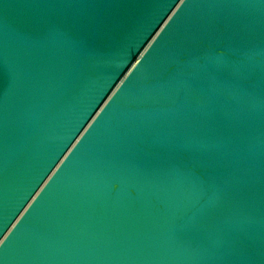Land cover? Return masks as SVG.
<instances>
[{
	"label": "water",
	"instance_id": "95a60500",
	"mask_svg": "<svg viewBox=\"0 0 264 264\" xmlns=\"http://www.w3.org/2000/svg\"><path fill=\"white\" fill-rule=\"evenodd\" d=\"M0 264H264V0H0Z\"/></svg>",
	"mask_w": 264,
	"mask_h": 264
}]
</instances>
